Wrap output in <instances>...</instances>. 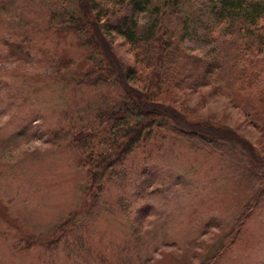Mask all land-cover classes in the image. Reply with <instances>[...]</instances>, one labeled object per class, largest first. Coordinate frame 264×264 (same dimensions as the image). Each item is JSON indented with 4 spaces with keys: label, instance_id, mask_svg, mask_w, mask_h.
Masks as SVG:
<instances>
[{
    "label": "rangeland",
    "instance_id": "rangeland-1",
    "mask_svg": "<svg viewBox=\"0 0 264 264\" xmlns=\"http://www.w3.org/2000/svg\"><path fill=\"white\" fill-rule=\"evenodd\" d=\"M63 3L75 8L74 0H0V264H264V113L242 91H252L253 79L264 93V41L254 43V28H216L203 10L192 11L180 46L220 68L202 87L163 89L154 101L172 104L185 130L199 134L161 130L114 169L95 206L85 151L67 120L88 125L119 101L120 60L133 66L136 51L103 31L95 59L110 80L94 87L52 77V64L66 73L69 61L95 60L82 33L56 29ZM164 12L174 26L178 16ZM153 18L137 17L139 37ZM145 71L130 76L139 89Z\"/></svg>",
    "mask_w": 264,
    "mask_h": 264
},
{
    "label": "trees",
    "instance_id": "trees-1",
    "mask_svg": "<svg viewBox=\"0 0 264 264\" xmlns=\"http://www.w3.org/2000/svg\"><path fill=\"white\" fill-rule=\"evenodd\" d=\"M74 1L75 8L63 3V16L57 23L60 27L56 29L65 26L64 32L72 29L82 33V40L86 41L83 49L88 53L89 58L93 60L95 56L102 58V51L97 46L98 43H104L103 31L118 34L127 45L132 47L133 52L136 51L134 53L136 64L133 66L120 60L121 71H117L119 74L116 73L118 78L115 80L123 89L120 100L108 106L106 111L99 110L95 121L88 125L74 124L76 120H80V117L76 120L70 117L67 120V123L74 121L69 126V131L74 134L73 141L76 148L85 151L82 165L88 172L90 181V188L86 193L87 199L98 206L99 200L106 193L105 188L115 172L114 169L124 164L138 148H142L141 146L153 138L156 140L161 130L169 127L186 136L199 134L196 130H185L188 126L178 121L180 114L172 104L154 101L156 95L163 89L170 88L183 92L189 91L190 88L202 87L201 85L207 84L212 74L220 68V65L218 66L215 62L195 60L180 46L182 39H186L189 34L192 11L194 12L196 8L203 10V13H207L213 20V26L216 28L229 29L233 28L234 24H240L248 32L254 28L251 39L255 41L254 43H259L264 41V0L253 1L248 6H245L243 0H160L156 2L153 0H107L109 3L102 6L94 3L93 0ZM95 9L99 10V13H95ZM163 11H165L163 14L168 17L178 16L174 26H169L161 18ZM146 13H151L154 18L146 26L143 35L139 37L140 28L137 17ZM93 32L100 33L95 36ZM88 44H91L90 47L93 45L96 47L94 56ZM101 58L95 59L90 64L86 62L85 65L69 61L63 64V70L69 69L66 73L60 67L58 68L56 63L52 64L51 76L65 80H78L81 85L99 86L111 79L110 70ZM193 63L196 65L194 70ZM112 65H114L113 62ZM138 66L141 67L140 71ZM112 67L115 75L117 66ZM144 69L147 71L143 76L142 89H139L129 79L130 76L138 77ZM252 72L256 80L254 64ZM251 80L249 91H252L246 92L245 85H242L244 89L242 91L249 94L248 98L251 101L252 95L255 101L253 104L260 107L264 113V101L261 100L264 93L258 94L260 88L257 89V82ZM69 221L73 227L77 218L73 217ZM243 222L244 220L237 225H242ZM72 232V229L61 232L57 240L71 237L69 235ZM76 240L75 237L71 243L75 245ZM67 242L70 241L67 240ZM220 244L223 245V240ZM86 255L88 257V253Z\"/></svg>",
    "mask_w": 264,
    "mask_h": 264
}]
</instances>
